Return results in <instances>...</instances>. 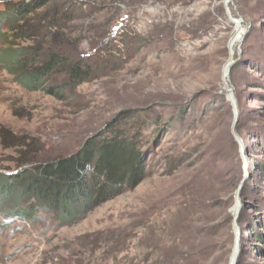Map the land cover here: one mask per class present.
I'll return each mask as SVG.
<instances>
[{"label":"rangeland","instance_id":"374dc122","mask_svg":"<svg viewBox=\"0 0 264 264\" xmlns=\"http://www.w3.org/2000/svg\"><path fill=\"white\" fill-rule=\"evenodd\" d=\"M83 1L67 32L78 52L110 49L105 75L57 99L0 60V173L75 151L123 111L147 172L69 225L0 210V264H264V0Z\"/></svg>","mask_w":264,"mask_h":264},{"label":"trees","instance_id":"16d2710c","mask_svg":"<svg viewBox=\"0 0 264 264\" xmlns=\"http://www.w3.org/2000/svg\"><path fill=\"white\" fill-rule=\"evenodd\" d=\"M84 3L22 0L5 4L0 10L3 42L10 37L28 42L27 46L13 50L5 44L0 46V60L19 85L66 99V95L76 94L83 83L105 75L103 63L110 49L95 41L91 50L78 52L77 43L72 42L71 32L68 33L69 22L84 18L81 14L72 16L70 7L79 11ZM122 17L111 25L113 32L128 27V18ZM7 24L10 36L4 38ZM79 26L82 32L88 29L83 23ZM64 34L70 36L68 47ZM125 35L126 31L122 32ZM121 43L125 44L124 37ZM131 117L129 111L119 113L69 154L46 160L23 159L19 162L21 169L0 173V210L23 220H33L43 210L64 226L137 187L147 172L144 126L131 124ZM6 203H10L8 211Z\"/></svg>","mask_w":264,"mask_h":264}]
</instances>
